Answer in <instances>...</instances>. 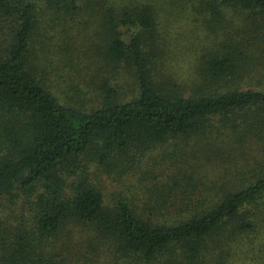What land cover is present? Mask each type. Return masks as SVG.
<instances>
[{
    "label": "trees",
    "instance_id": "1",
    "mask_svg": "<svg viewBox=\"0 0 264 264\" xmlns=\"http://www.w3.org/2000/svg\"><path fill=\"white\" fill-rule=\"evenodd\" d=\"M187 1L218 23L230 20L224 8L249 12L255 35L222 40L193 80L204 86L184 94L159 67L158 40V12L169 18L184 0H0V217L17 201L22 208L16 224L0 221V264H67L55 252L87 248L106 264H201L264 228V88H234L246 78L242 47L264 52V0ZM57 30L73 45L62 58L87 60L102 78L87 82L91 101L48 76ZM194 136L260 153L230 188L208 195L175 180L144 201L108 202L94 181L138 153ZM95 262L103 264L95 254L83 264Z\"/></svg>",
    "mask_w": 264,
    "mask_h": 264
},
{
    "label": "rangeland",
    "instance_id": "2",
    "mask_svg": "<svg viewBox=\"0 0 264 264\" xmlns=\"http://www.w3.org/2000/svg\"><path fill=\"white\" fill-rule=\"evenodd\" d=\"M173 7L174 14L169 15V18H166L164 13L158 12V40L163 49L159 67L168 77L170 73L173 74L176 83L179 84L174 88L185 94L204 86L199 83L192 87L193 80L198 79V75L203 72L205 58L220 46L222 40L228 38L236 43L248 42L247 40L255 35V28L252 24V15L246 11H235L232 8L227 11L224 8L230 20L227 21L224 18L218 23L211 20L206 13L205 16L200 14L187 0H184V3L174 2ZM53 37L60 45L51 39L52 47L48 52L52 51L55 55L59 53L57 58L49 62L50 64L46 63L52 84L58 90L65 89L63 92H75L76 98L86 102L91 101L92 94L88 89L93 88V84L89 85L87 82L91 81L93 75L95 79H98L97 81L102 79L94 74L95 66L86 64L87 60L80 57L72 58L73 62H70L67 57L62 58L61 48L72 50V44L67 46L71 40L62 36L60 30H57ZM241 50L246 57L245 62H242L243 69L240 73L245 74L246 78L243 83L240 81L234 88L263 89L264 52L249 44ZM48 56L51 55L48 54ZM131 80V77L127 78L129 84L132 83ZM213 88L215 87L212 86L210 89L213 90ZM80 89L87 93L79 95ZM249 144H245L248 146L239 145L236 148L234 145L230 148L216 137L211 139L210 144L200 141L197 136L180 137L144 154H136L133 162L128 164L129 166H115L109 173L106 171L96 173L94 181L100 185L108 202L125 195L136 199L137 202L144 201L148 192L151 194H156L158 191L168 192L171 189L170 185L177 186L175 180H180L178 187L186 186L197 194L208 195L215 185L218 189L230 188L233 178H241V172L246 170L247 164L255 161L260 150L255 145ZM238 168L243 169L238 170ZM19 202L21 203L17 201L14 207L9 206L6 209L9 213L3 214L0 221H6L8 218L6 222L14 224L17 220L16 214L20 215L22 212ZM78 231L80 230H76ZM248 235L240 237L241 240L234 244V252H210L201 264H264V228ZM65 241L66 239L61 238L59 244ZM84 246L80 248L85 250ZM86 251L89 252L55 253L59 255V258H65L67 264H83L94 254L96 258L103 261V264H106L101 252H91L89 248Z\"/></svg>",
    "mask_w": 264,
    "mask_h": 264
}]
</instances>
